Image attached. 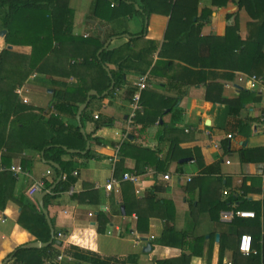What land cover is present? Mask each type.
<instances>
[{
  "label": "crops",
  "instance_id": "obj_1",
  "mask_svg": "<svg viewBox=\"0 0 264 264\" xmlns=\"http://www.w3.org/2000/svg\"><path fill=\"white\" fill-rule=\"evenodd\" d=\"M96 1L69 0L74 11V34L83 38L98 37L100 41L108 38L106 43L109 42L110 49H120L124 51L122 54L131 57L124 65V80L112 95L108 96V92L100 93L92 88L84 103H88L86 109L90 104V118L82 123L81 116L86 139L94 133L95 121L98 119L95 116L113 123L112 127H103L95 132L103 144L88 140L90 147L87 149L86 145V150L83 151L79 141L68 139L65 145H74L76 149L63 146L74 150V153L67 151L62 159L74 160L75 165L70 176L75 182L69 189L57 192L56 198L46 209L54 221L55 229L61 232L59 237L62 245L58 246V250L64 259L59 264H93L95 258L92 256H88L89 260L74 257L67 259V252L73 247L97 254L101 257L100 260L115 259L119 263L126 261V264H156L159 259L189 254L183 247V234H187L188 240L205 237L202 255L192 257L190 264H247L248 255L236 257L240 238L245 234L255 236L252 254L260 256L261 263L264 264V159L259 160L248 152L264 148V124L261 122L264 97L258 102L249 101L240 114L232 115V106L220 100H237L241 90H249L245 82L249 75L232 72L220 66L192 65L183 62L177 55L171 64L169 60L160 58L159 52L170 22V17L164 13L153 14L146 21L147 32L143 37L140 34L144 22L135 13L112 23H105L100 33L97 31L99 20L92 18ZM126 1L136 4L139 10L138 4H141V0ZM83 8L91 14L84 15L81 11ZM203 8H211L208 0H201L199 12ZM236 11V5L230 4L215 12L211 22L202 27L200 36H223L228 26L227 14H234ZM239 21L240 35L246 39L251 18L243 10L239 12ZM2 39L0 37V52L7 48L5 39ZM150 47L156 49L152 50ZM93 48L89 47L85 52L89 54ZM196 49L199 54L192 53L195 55L193 62L200 63L201 55L207 56V48L204 45ZM12 51L29 56L32 48L12 46ZM74 62L68 57L53 60L51 72L35 73L31 76L22 85L26 95L20 98L21 103L18 98L20 96L15 92L14 100L18 106L26 105L34 109L19 112L20 117L26 118L27 126L38 123L42 134L35 136L28 131L20 132L18 138L15 136L16 140L10 142V149L5 148L0 152V159L5 155L14 157L9 168L21 165L23 159H29L33 163L31 170H24L16 178L14 197L27 196V189L43 177L48 180L56 177L52 166L44 162L45 159L39 151L24 150V144L31 139L38 146L47 138L45 121L56 113L54 102L67 100L63 97L67 87L81 85L100 89L102 86L96 67L86 63L80 65V59ZM108 67L110 71L117 66L111 64ZM142 78H146L147 85L142 91L146 115L143 120L128 127L132 99L139 90L138 84ZM57 92L60 94L56 96ZM91 92L95 93L90 94ZM82 97V94H77L75 100ZM212 99L215 101L212 102ZM6 109L15 113L14 107ZM42 116L44 117L41 118ZM62 120L65 126L70 123L79 125L77 116L74 120L71 115ZM248 120H252L251 129L249 136H245L240 130ZM243 132L246 133V130ZM125 141L131 142L134 148L129 147L126 150L123 165H119L122 160L120 148ZM172 146L178 148L171 155ZM144 150L148 153L143 154ZM189 150H198L203 164L182 152ZM88 151H91L88 158H71L72 154L85 156ZM184 160L189 161L184 163ZM216 164L218 168H213L216 172L209 174L211 177L208 176L205 169ZM161 165L164 173H161ZM1 166L0 161V169ZM50 170L52 174L47 175ZM126 172L145 175L140 195L136 194L134 186L126 193L135 204L139 203L130 215H126L123 205L124 187L121 185L112 192L105 188L110 178H119ZM164 175H168L170 180L164 181ZM219 180L222 182H218ZM157 181L158 186L164 187V190L154 193L153 188ZM202 182L204 187L200 188ZM201 193L205 200V209L200 212L192 206V202L197 204ZM231 194H236L237 199L229 209L219 212L217 208L215 212H211L210 203L214 199L223 200ZM154 197L170 203L168 218L161 217L163 211L160 207H152L155 204L152 202ZM231 210L254 212L255 218H235L232 222H224L221 214ZM257 211H260L259 216L256 215ZM101 213L105 214L109 222L99 232L97 217ZM212 213L216 217L218 215V220L212 217ZM20 214L21 208L13 199H9L5 209H0V264H14L12 255L19 247L30 248V244L39 241L19 225ZM139 214L141 223H138ZM135 216L137 219H134ZM170 230L173 233L168 232ZM149 242L152 244V251L146 253L144 248Z\"/></svg>",
  "mask_w": 264,
  "mask_h": 264
},
{
  "label": "trees",
  "instance_id": "obj_2",
  "mask_svg": "<svg viewBox=\"0 0 264 264\" xmlns=\"http://www.w3.org/2000/svg\"><path fill=\"white\" fill-rule=\"evenodd\" d=\"M211 8H203L199 12V4L201 0H141L138 4L132 5L126 0H97L92 18L99 20V27L97 31L102 32L105 23H112L115 20L122 19L134 13L139 14L144 22L143 30L140 37H143L147 32L146 21L153 14H166L170 17L169 26L165 35V41L162 44L159 52V57L169 60V64L177 55V58L189 64H198L202 67H223L230 69L232 72H242L249 76H264V0H208ZM114 3V4H113ZM230 4L237 7L234 14H227L226 22L229 23L226 27L223 36L210 35L206 37L200 36L202 27L211 22V18L218 10L227 8ZM246 11L251 18L248 23V36L243 39L240 35V21L239 12ZM234 24H231V21ZM74 11L70 7L69 0H0V31L6 30L7 34L4 37L6 46H30L32 52L29 56L19 54L7 48L0 52V116L8 115L7 107H14L16 115L31 111L33 108L26 105L18 106L14 97L15 86L23 85L32 73H49L50 66L53 60H63V58H71L74 63L81 60V64H89L99 70L102 86L97 87H82L81 85L67 87L66 93L63 97L67 100L63 102H54L53 108L56 113L45 121V128L48 133L44 142L38 146L34 145L31 141L26 142L24 147L32 150L39 151V154L44 153L43 158L46 162H54L60 166V170L52 167L56 173V177L52 180L46 179V190L52 188L58 178L62 177L60 183L52 191L51 194L45 197V208L48 209L49 203L55 199L57 192L65 191L71 187L75 179L71 178V170L74 167V160L64 161L63 155L67 154L63 146L68 139H75L82 144L81 149L86 150L88 140H92L97 144H103L102 139L95 135V132L103 127H112L113 123L107 122L98 117L95 121L94 133L88 136L83 134L79 125L70 123L65 126L62 119L65 116L71 115L73 120L76 118L80 105L87 101L88 92L92 88H96L98 92H108V96L112 95L116 89L121 85L125 77L124 65L130 59V55L122 54L120 49H110L107 47L98 55L99 51L104 47L108 38L100 41L98 37L83 38L74 34ZM137 39V38H136ZM152 44L151 42H149ZM206 45L207 56H202L199 59L200 63L193 62L194 56L199 54L196 49ZM94 47L92 52L87 54L86 49ZM153 46V45H152ZM155 50V47H150ZM1 50V49H0ZM197 52V53H196ZM196 53L194 56L193 54ZM137 58V57H136ZM55 62V61H54ZM117 66L116 69L108 71L109 65ZM55 66V65H54ZM72 73V72H70ZM69 73V74H70ZM75 74V73H73ZM111 74V76H110ZM50 75V74H49ZM72 75V74H70ZM54 83H57L52 79ZM114 82L115 88L111 90L112 83ZM221 91V87L219 88ZM60 93L57 92L56 96ZM77 94H82L83 97L78 101L75 100ZM69 95V96H68ZM220 97V96H219ZM218 97V98H219ZM208 100L211 98H207ZM262 99V95L253 90H241L237 100H226L221 98V102H225L232 106L231 113L234 116L240 114L245 105L249 101L258 102ZM142 97L141 103L145 106V101ZM215 101L212 99V102ZM218 101V102H220ZM90 107V104H89ZM89 107L82 113V123L89 117ZM173 108V107H171ZM18 113V114H17ZM146 115L138 114L135 118L134 125L139 122ZM42 116L41 118H43ZM95 119V118H94ZM143 120V119H142ZM242 125L240 133L249 136L252 120ZM1 122V120H0ZM23 132H30L32 134L41 136L42 128L38 127V123L24 126ZM246 130V133L243 132ZM40 131V132H39ZM1 135V133H0ZM161 136V135H160ZM9 135L6 136L2 143L8 147ZM162 137V136H161ZM1 139V138H0ZM4 141V142H3ZM69 149H76L74 145H65ZM134 145L131 142L125 141L121 148V158L119 165H123L124 155H127L126 150ZM176 147H171V155L176 151ZM1 148V147H0ZM8 149H10L8 147ZM247 151V150H245ZM148 153L144 150L142 153ZM185 156L195 157L198 163L203 164V158L198 150L182 151ZM196 152V155L195 153ZM250 154L264 159V148L248 150ZM154 154L153 152H150ZM91 156V151L83 156L82 154H72L71 158H88ZM14 159L13 156H3L0 169V209H5L9 199H13L21 208V214L18 220L19 225L36 237L37 240L47 243L52 239L51 229L48 225L47 219L40 209L38 202L35 199H30L27 196L14 197L17 179L10 171V162ZM250 160H253L250 158ZM254 161V160H253ZM156 163V162H155ZM158 164V163H157ZM160 164V163H159ZM24 170H31L33 163L29 159H23L21 162ZM213 168H218V165L206 168L205 172L212 174ZM161 173H164L163 165L160 166ZM125 171V170H123ZM124 174V173H123ZM211 177V176H210ZM120 178V177H119ZM218 182H222L219 180ZM125 198L123 205L125 207L126 215H130L132 211L137 208V204L127 197L130 183H123ZM225 187L224 185H221ZM192 187V185H190ZM204 187L203 182L200 188ZM193 188V187H192ZM164 187L158 186V181L153 188L154 193L163 191ZM134 191V190H133ZM81 196V195H80ZM79 196V197H80ZM155 199V200H154ZM236 194H231L226 199H214L210 204L211 212H215L218 208L220 212L223 209H229L230 206L236 202ZM216 201V202H214ZM155 203L152 207L161 208L163 214L161 217L168 218L169 202L159 200L155 197L152 198ZM151 202V203H152ZM214 202V204H213ZM205 200L202 193L200 199L192 206L200 212L205 209ZM139 212V211H138ZM141 214V213H140ZM139 214V221L141 223V215ZM213 214V213H212ZM260 211L256 212L259 216ZM195 215V214H194ZM217 217L213 214L212 217ZM214 218V219H215ZM52 221L54 227V221ZM98 231L101 232L102 226L109 222L105 214H99L97 217ZM139 228V225H138ZM168 228H166L167 230ZM54 241L51 245L45 248H26L19 247L12 255L14 264H59L58 257L61 252L58 246L62 245L60 241L61 232L55 229ZM173 233L172 230L168 231ZM253 243L255 241V236ZM183 247L189 251V254H181L176 258L159 259L156 264H190L191 258L194 256L202 255L204 251L205 237H196L188 240L187 234L182 237ZM224 242V240L222 241ZM67 259L74 257L81 260H89L88 256L95 258L93 264H126V261L120 262L115 259H101L97 254L78 249L71 248L67 252ZM243 255L237 248L236 257ZM247 264H262L261 257L258 255L249 254L247 256Z\"/></svg>",
  "mask_w": 264,
  "mask_h": 264
},
{
  "label": "built area",
  "instance_id": "obj_3",
  "mask_svg": "<svg viewBox=\"0 0 264 264\" xmlns=\"http://www.w3.org/2000/svg\"><path fill=\"white\" fill-rule=\"evenodd\" d=\"M246 85L248 86V89L260 92V94L264 97V76H249L246 80ZM138 92L134 94L131 104V110L128 117V127H130L135 122V118L138 114L144 113V107L141 103L142 100V91L147 88L146 85V78H142L138 84ZM24 91V88H19L15 92L17 95H22ZM95 118H98V116H95ZM261 122L264 124V114L261 117ZM229 138H232V136H229ZM229 163V162H227ZM10 171L14 174V176L17 178L18 176L22 175L24 173V169L21 165L12 166L10 168ZM52 170L47 172V175H51ZM145 175L143 173L139 172H126L121 175L120 178L112 177L110 178L105 188L108 192L114 191V189L119 188L123 183H130L132 184L136 189L135 192L137 195H140L142 192V185L144 182ZM164 181H169L170 177L168 175H164L162 177ZM46 190V178L43 177L37 181H35L26 191V195L29 198H34V195L38 192H43ZM264 190V188H263ZM235 218H255L254 212H245L242 210H231V211H225L221 214V219L224 222H232ZM134 219H137L135 216ZM239 251L244 255H249L253 253V239L251 236L245 234L242 235L240 238V244H239ZM64 259V256H59L58 261L62 262Z\"/></svg>",
  "mask_w": 264,
  "mask_h": 264
},
{
  "label": "water",
  "instance_id": "obj_4",
  "mask_svg": "<svg viewBox=\"0 0 264 264\" xmlns=\"http://www.w3.org/2000/svg\"><path fill=\"white\" fill-rule=\"evenodd\" d=\"M7 34V31L6 30H1L0 31V37L4 38ZM109 46V42L107 44H105V46L99 51L98 55H100V53L102 51H104L107 47ZM7 49L9 50H12V46H7ZM111 76V75H110ZM114 82L112 83V86H111V90L114 89ZM95 92H91L90 94H94ZM90 99V98H89ZM88 99V101H89ZM88 103L84 104L83 106L80 107L79 109V112H78V115H77V120H78V124H79V127H80V130L83 134H85V131L83 129V126H82V123H81V116H82V113L83 111L86 109ZM90 147V144L88 143L87 144V149H89ZM66 151L68 152H71V153H74V150H69L67 149L66 147H63ZM44 155V153L42 154ZM189 160H184L183 162H188ZM46 163V161H44ZM53 168L57 169V170H60V166L54 162H48ZM61 181V177L59 178L58 182L50 189L48 190H45L43 192H38L37 194L34 195V199L38 202V205L40 207V209L42 210V212L44 213L46 219H47V222H48V225L51 229V235H52V239L47 242V243H43V242H40V241H36L32 244H30L28 247L30 248H45V247H48L49 245H51L54 241V236H55V230H54V227H53V224H52V221H51V218L49 216V213L48 211L46 210L45 208V203H44V200H45V197L48 196L49 194L52 193V191L56 188L57 184L60 183ZM152 251V244L151 242H149L146 247L144 248V252L146 253H149Z\"/></svg>",
  "mask_w": 264,
  "mask_h": 264
},
{
  "label": "rangeland",
  "instance_id": "obj_5",
  "mask_svg": "<svg viewBox=\"0 0 264 264\" xmlns=\"http://www.w3.org/2000/svg\"><path fill=\"white\" fill-rule=\"evenodd\" d=\"M82 13L84 14V15H87L88 14V16L91 14L90 13V11L89 10H87V9H85V8H83L82 10ZM136 14V13H135ZM135 16H138V15H135ZM140 16V15H139ZM231 24H234V21L232 20L231 22H230ZM229 24V23H228ZM249 31V30H248ZM107 44V43H106ZM36 73V72H35ZM35 73H32L29 77H28V79L27 80H29L30 78H31V76H34V74ZM26 80V81H27ZM25 81V82H26ZM24 82V83H25ZM23 83V84H24ZM19 88H22V85H16L15 86V91L17 90V89H19ZM24 92V91H23ZM25 93H23L21 96L20 95H18V96H20V97H18L19 98V103H21L22 102V100L20 99V98H22V96H25L24 95ZM34 109H32L31 111H33ZM32 114V113H31ZM26 118H22V117H20V115H16V114H13V112H8V115H6V116H3V117H1L0 116V120H1V122H0V133H1V135H0V152L1 151H3L5 148H8L9 147V145H10V142L12 141V140H16L17 138H18V136H19V134H20V132H22L23 133V128H24V126H26L27 125V123H25V122H27L26 120H25ZM29 126V125H28ZM22 128V129H21ZM7 135H9L10 137H9V141L7 142L8 143V147H6L3 143H2V141L1 140H4L5 138H6V136ZM15 136H16V139H15ZM4 142V141H3ZM26 149H28V148H24V150H26Z\"/></svg>",
  "mask_w": 264,
  "mask_h": 264
},
{
  "label": "bare ground",
  "instance_id": "obj_6",
  "mask_svg": "<svg viewBox=\"0 0 264 264\" xmlns=\"http://www.w3.org/2000/svg\"><path fill=\"white\" fill-rule=\"evenodd\" d=\"M1 39H2V37H1ZM3 40V39H2Z\"/></svg>",
  "mask_w": 264,
  "mask_h": 264
}]
</instances>
